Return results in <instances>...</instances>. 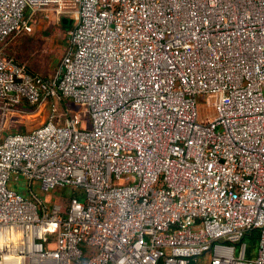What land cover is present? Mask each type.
<instances>
[{
  "label": "built area",
  "instance_id": "2783aa9c",
  "mask_svg": "<svg viewBox=\"0 0 264 264\" xmlns=\"http://www.w3.org/2000/svg\"><path fill=\"white\" fill-rule=\"evenodd\" d=\"M46 9L74 21L51 78L3 52ZM46 101L0 137V264H264V0H0V105Z\"/></svg>",
  "mask_w": 264,
  "mask_h": 264
},
{
  "label": "rangeland",
  "instance_id": "374dc122",
  "mask_svg": "<svg viewBox=\"0 0 264 264\" xmlns=\"http://www.w3.org/2000/svg\"><path fill=\"white\" fill-rule=\"evenodd\" d=\"M61 18L62 16L56 18L55 22L44 23L39 26V28L36 27L37 21L33 20V34L31 33L27 36H23L25 35L23 34L21 35L22 37L19 36L11 39L7 45L3 47L4 56L6 55L5 57L12 58L16 62L25 65L31 72L38 71L39 73H42L45 78H51L48 76L52 73V71L56 70L59 64H61L60 60L61 58H64L63 55L66 54L65 51L67 50H65V47L67 46V40H69V32L64 31L60 21ZM32 37L34 38L32 39ZM206 99L212 100V98ZM197 104L200 109L203 123H208L216 117L213 107L211 104L208 105L207 100L198 99ZM57 105V116L60 118V122H55L56 126H63V121L66 118L65 115H68L80 121V124L77 121L78 128L82 126L88 127L86 120L87 114L84 108L74 106L68 100L58 102ZM51 107L52 103L47 107L48 112ZM37 109L38 108L35 107L32 110L36 111ZM36 119L41 118L39 115H36L33 120L37 121ZM42 119L43 121L45 120L44 118ZM44 124L45 123H42L40 125L37 123L33 130L43 126ZM28 131V129L23 127L21 132L25 133ZM70 192L71 191L68 187L61 188L57 189L56 193L49 196L51 199H56L60 193L70 195ZM203 264H207V260H204Z\"/></svg>",
  "mask_w": 264,
  "mask_h": 264
},
{
  "label": "crops",
  "instance_id": "0c3cea01",
  "mask_svg": "<svg viewBox=\"0 0 264 264\" xmlns=\"http://www.w3.org/2000/svg\"><path fill=\"white\" fill-rule=\"evenodd\" d=\"M28 14L31 15L32 21L33 20L37 21L36 27L38 28L44 23L55 22L56 18L60 17V15L55 13L52 9H46L45 11L44 10L38 11L36 13L29 12ZM64 19H68V20L70 19L65 16H62V18L60 19L61 24L64 28V31L69 32L70 29L68 28V23H65ZM27 35H30V34H25L23 36H27ZM68 36H69V33H68ZM34 37H32V39ZM68 47L69 45H68V40H67V46L65 47V50H68ZM61 60L63 59L61 58ZM61 60H60V63H62ZM60 66L61 64H59L56 70L52 71V73H50L48 77H53L55 74H57L56 72H58ZM32 73H34L35 75L44 77L43 74L39 73L38 71L32 72ZM50 104H51L50 101L43 102L41 105L37 107L38 109L36 111L32 110L33 108H31V106L26 105V104L15 107L13 109H4L2 108V105H0V137L6 136L9 134H14V133L25 134V133L34 131L33 129L35 128V125H37V123L41 125L42 123L47 122L48 117L50 115V111L48 112L47 107ZM36 115H39L41 118V119H36L38 122L33 120L34 117H36ZM42 118H44L45 120L43 121ZM23 127L28 129L29 131L22 133L21 131Z\"/></svg>",
  "mask_w": 264,
  "mask_h": 264
},
{
  "label": "trees",
  "instance_id": "16d2710c",
  "mask_svg": "<svg viewBox=\"0 0 264 264\" xmlns=\"http://www.w3.org/2000/svg\"><path fill=\"white\" fill-rule=\"evenodd\" d=\"M65 23H68V28L71 30L73 28L74 21L73 20H68L64 19ZM71 197H77L78 199H82V194L80 192H70L69 193ZM259 232L254 231L248 234L245 237L244 242L249 246V251H248V258H252L254 256V253L256 251L257 245L259 244Z\"/></svg>",
  "mask_w": 264,
  "mask_h": 264
}]
</instances>
